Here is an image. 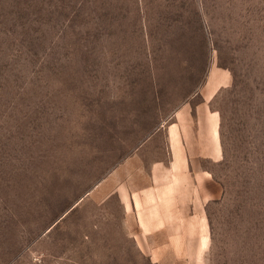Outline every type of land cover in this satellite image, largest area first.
<instances>
[{
	"label": "rangeland",
	"instance_id": "obj_1",
	"mask_svg": "<svg viewBox=\"0 0 264 264\" xmlns=\"http://www.w3.org/2000/svg\"><path fill=\"white\" fill-rule=\"evenodd\" d=\"M180 107L220 144L203 264H264V0H0V264H158L107 193Z\"/></svg>",
	"mask_w": 264,
	"mask_h": 264
},
{
	"label": "crops",
	"instance_id": "obj_2",
	"mask_svg": "<svg viewBox=\"0 0 264 264\" xmlns=\"http://www.w3.org/2000/svg\"><path fill=\"white\" fill-rule=\"evenodd\" d=\"M214 75L211 72L209 88L216 84ZM187 113L185 107L178 108L174 121L164 128L168 160L145 168L136 157L129 158L122 163V178L107 193L117 196L136 245L158 264H203L209 244L204 204L208 194L215 195L206 190L213 178L193 167L200 158L218 161L220 144L214 135L206 139L204 133L201 144L199 127ZM211 128L213 132L215 126Z\"/></svg>",
	"mask_w": 264,
	"mask_h": 264
}]
</instances>
